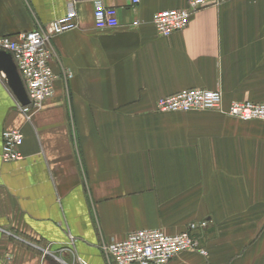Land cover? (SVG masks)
Masks as SVG:
<instances>
[{
    "label": "crops",
    "instance_id": "1",
    "mask_svg": "<svg viewBox=\"0 0 264 264\" xmlns=\"http://www.w3.org/2000/svg\"><path fill=\"white\" fill-rule=\"evenodd\" d=\"M95 1L117 10L120 29H94ZM70 3L77 26L51 40L58 78L30 122L0 72V153L3 131L24 136L20 161L0 159V264H62L45 247L67 264H108L104 244L200 221L207 256L169 264H264V122L225 114L234 101L264 103V0H222L168 37L153 17L185 0H0V37ZM185 89L219 91V108L156 110Z\"/></svg>",
    "mask_w": 264,
    "mask_h": 264
},
{
    "label": "built area",
    "instance_id": "2",
    "mask_svg": "<svg viewBox=\"0 0 264 264\" xmlns=\"http://www.w3.org/2000/svg\"><path fill=\"white\" fill-rule=\"evenodd\" d=\"M139 1L131 0L130 7L134 9ZM221 2L222 0H185L182 8L156 13L152 23L158 36L168 37L186 29L191 17L198 11L210 7L216 8ZM93 24L98 32H112L121 27L117 10L104 6L100 1L94 2ZM132 25L137 26L138 21H133ZM76 26L74 4L70 3L62 17L46 25L22 33L17 39L0 37V52L10 54L25 89L28 104L22 106L16 102V108L26 122L31 121L33 116L42 109L44 102L54 93L53 84L58 76L50 68V60L53 56L52 38L69 32ZM65 76L68 77V73ZM220 103L219 91L185 89L159 99L156 110L159 113L212 111L218 109ZM225 114L241 121L264 122V103L234 101L230 103ZM1 138V161L4 163L20 161L22 154L19 149L24 140L22 132L20 130L3 131ZM207 225V221L192 222L184 231L174 235L166 234L161 229L132 231L123 240L104 244L101 249L108 264H169L184 253H197L205 257L207 251L200 246L195 234L206 229ZM72 245L73 238L69 237L68 248ZM39 250L43 256H52L62 264H67L55 256L49 247L39 248ZM71 264L84 263L77 258Z\"/></svg>",
    "mask_w": 264,
    "mask_h": 264
},
{
    "label": "water",
    "instance_id": "3",
    "mask_svg": "<svg viewBox=\"0 0 264 264\" xmlns=\"http://www.w3.org/2000/svg\"><path fill=\"white\" fill-rule=\"evenodd\" d=\"M0 72L4 74L6 84L18 103L26 106L28 100L25 89L16 70V66L8 53L0 52Z\"/></svg>",
    "mask_w": 264,
    "mask_h": 264
},
{
    "label": "rangeland",
    "instance_id": "4",
    "mask_svg": "<svg viewBox=\"0 0 264 264\" xmlns=\"http://www.w3.org/2000/svg\"><path fill=\"white\" fill-rule=\"evenodd\" d=\"M3 75V74H2ZM4 76V75H3ZM18 102V101H17ZM252 103H254V102H252ZM235 119V118H234ZM255 121H257V120H255ZM2 134V133H1ZM24 137V136H23ZM2 139V138H1Z\"/></svg>",
    "mask_w": 264,
    "mask_h": 264
},
{
    "label": "bare ground",
    "instance_id": "5",
    "mask_svg": "<svg viewBox=\"0 0 264 264\" xmlns=\"http://www.w3.org/2000/svg\"><path fill=\"white\" fill-rule=\"evenodd\" d=\"M255 121V120H254Z\"/></svg>",
    "mask_w": 264,
    "mask_h": 264
}]
</instances>
